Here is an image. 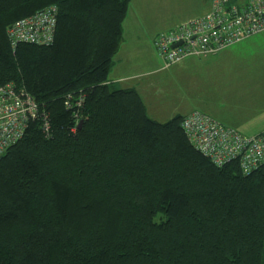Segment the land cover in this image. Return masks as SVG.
<instances>
[{"label": "trees", "instance_id": "16d2710c", "mask_svg": "<svg viewBox=\"0 0 264 264\" xmlns=\"http://www.w3.org/2000/svg\"><path fill=\"white\" fill-rule=\"evenodd\" d=\"M130 1L0 0V84L47 120L0 155V264H264V161L215 165L108 79ZM49 4L52 41L12 48Z\"/></svg>", "mask_w": 264, "mask_h": 264}, {"label": "built area", "instance_id": "2783aa9c", "mask_svg": "<svg viewBox=\"0 0 264 264\" xmlns=\"http://www.w3.org/2000/svg\"><path fill=\"white\" fill-rule=\"evenodd\" d=\"M57 12V5L49 4L13 21L7 28L11 47L20 41L51 42ZM259 32H264V0H210L207 12L158 33L153 46L165 68L188 56L217 53ZM34 119L47 125L32 96L12 83L0 84V155ZM181 126L193 146L217 166L237 160L247 174L264 161V131L245 134L196 109L184 115Z\"/></svg>", "mask_w": 264, "mask_h": 264}, {"label": "crops", "instance_id": "0c3cea01", "mask_svg": "<svg viewBox=\"0 0 264 264\" xmlns=\"http://www.w3.org/2000/svg\"><path fill=\"white\" fill-rule=\"evenodd\" d=\"M144 1L145 5L144 3L141 5L139 2L137 3L138 8L133 5L132 0L129 3L122 25V39L114 55V61L109 71L108 79L117 83L120 87L135 88L146 107L147 115L154 120L163 122L175 115H186L196 109L208 113L219 122L234 127L245 134H255L264 131V95L262 94V98L258 103L253 97L252 100L247 99V96L241 99L243 91L239 89L240 83H242L240 78L245 72L221 67V65H224L221 62L224 58L225 61H230L229 56L232 55L233 57L240 53L238 48L242 47L243 44L238 43L241 41L236 44L234 43L235 45H229L217 53L209 54L215 60L210 59L213 60L214 63L211 64H214L215 68L208 74L209 82L205 85H194V91L190 94L192 99L193 97L195 98L194 101H190V103L182 106L176 105L177 107L169 111L168 115L171 116L165 120H159L149 114L147 105L150 103L151 106H154L155 104L152 101L154 98L149 96L147 103L144 102L141 90L135 83L139 81V78L150 76L153 72H160L162 71L161 69H164L161 68L162 65L158 61V53H156L153 46L155 35L163 32L161 30L165 28L169 27L170 29L183 21L204 14L208 11L210 0H207V7L204 5L201 6L200 12H197L196 15L183 19L176 24H174L175 22H170V18L172 17L171 13L157 9L154 0ZM147 5L148 8L145 7ZM146 12H148L149 16L145 14ZM142 16L143 18H147L146 21L142 20ZM198 57L206 58L209 56L201 55ZM192 60L197 59L192 58ZM200 62L204 63L201 58ZM185 63L188 64L187 61ZM236 69L238 68L236 67ZM203 74L204 79H207L206 68H204ZM257 78H259V74L254 75L247 82V85L252 84V89H255V79ZM253 92L255 93V91ZM237 94L241 95L239 101H235ZM163 109L164 107H158L154 113L157 114L158 110Z\"/></svg>", "mask_w": 264, "mask_h": 264}, {"label": "rangeland", "instance_id": "374dc122", "mask_svg": "<svg viewBox=\"0 0 264 264\" xmlns=\"http://www.w3.org/2000/svg\"><path fill=\"white\" fill-rule=\"evenodd\" d=\"M154 1L158 10L172 14L170 22H175L174 24L196 15L197 12H200V7L203 5L207 7L208 3L207 0ZM132 2L136 8H138V2L140 5L142 3L145 5L144 0H132ZM145 7L148 8V5ZM145 14L148 15V12ZM146 19L147 18H143L142 16L143 21H146ZM168 29L169 27L161 31H167ZM238 44H243L242 47L238 48L240 53L233 57L232 55L229 56L230 61H225L224 58L221 61L224 65H221V67L223 66L225 69L241 70V72H245V74H243L240 78L242 83H240L239 86V89L243 91L242 98L240 97V94H237V96H235V101H239L240 98L244 99L245 96H247V99L252 100L253 97V99L258 103L262 98V94L264 95V32L255 33L241 40ZM154 49L156 53H158L156 48ZM208 56L209 57H206L207 60H205V57L188 56L185 57L184 60L161 69L162 71L160 72H153L150 76L139 78V81L135 84L139 86L144 102L147 103L149 96L154 98L152 101L155 105L151 106L150 103L147 105L151 116H155V118L159 120H165L171 116L168 115L169 111H172L175 107H177L176 105L182 106L186 103H190V101H194L195 98L193 97L192 99L190 96V94L194 91V85H205L209 82L208 74L215 68L214 64H211L214 63V59L211 55ZM189 57L197 60H192V58ZM200 58L204 63L200 62ZM238 60L239 62H237ZM158 61L162 65L160 57ZM186 61L189 65L185 63ZM236 67L238 69H236ZM204 68L207 69V79H204ZM257 74H259V78L255 79L256 86L255 89H252L253 85H247V82ZM253 91H255V93ZM158 107H164V109L158 110L156 114L154 111Z\"/></svg>", "mask_w": 264, "mask_h": 264}, {"label": "water", "instance_id": "95a60500", "mask_svg": "<svg viewBox=\"0 0 264 264\" xmlns=\"http://www.w3.org/2000/svg\"><path fill=\"white\" fill-rule=\"evenodd\" d=\"M178 43L174 44V45H177ZM82 122H83V119H80L79 122H78V127H80L82 125Z\"/></svg>", "mask_w": 264, "mask_h": 264}]
</instances>
